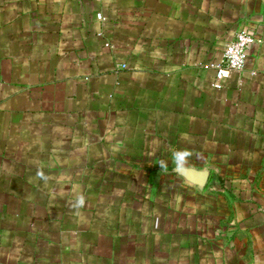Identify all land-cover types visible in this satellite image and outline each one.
<instances>
[{"label": "crops", "instance_id": "obj_1", "mask_svg": "<svg viewBox=\"0 0 264 264\" xmlns=\"http://www.w3.org/2000/svg\"><path fill=\"white\" fill-rule=\"evenodd\" d=\"M0 264H264V0H0Z\"/></svg>", "mask_w": 264, "mask_h": 264}, {"label": "built area", "instance_id": "obj_2", "mask_svg": "<svg viewBox=\"0 0 264 264\" xmlns=\"http://www.w3.org/2000/svg\"><path fill=\"white\" fill-rule=\"evenodd\" d=\"M255 42V37L248 31H241L237 34L235 40L229 43L217 62L211 67L216 73V84L228 80L233 72H241L247 66L248 52L251 45ZM126 68V65H121Z\"/></svg>", "mask_w": 264, "mask_h": 264}]
</instances>
